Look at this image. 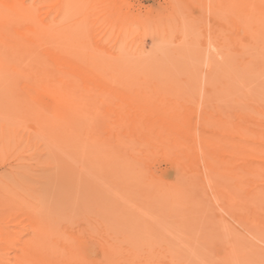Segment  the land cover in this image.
I'll use <instances>...</instances> for the list:
<instances>
[{
  "label": "rangeland",
  "instance_id": "obj_1",
  "mask_svg": "<svg viewBox=\"0 0 264 264\" xmlns=\"http://www.w3.org/2000/svg\"><path fill=\"white\" fill-rule=\"evenodd\" d=\"M100 1L102 3V1L104 0H100ZM100 1L98 0L97 2H95V5L92 4V6L86 4L87 1H82L80 3V34H81L80 37L81 36L83 37V39L82 37L80 38V47H81L80 51L83 50L85 54L92 52L90 54H93V56L95 55L97 56L98 54L100 56L102 55L103 57H100L98 55L95 58L97 59L100 57L99 59H102L104 64L103 68L105 69L108 60H110L107 59L109 55L108 52L111 50L115 51V48L111 49L114 47V45H108L107 44L108 41L109 44H114L116 40H118L115 43L116 44L115 47H117L118 45H119L118 47L120 46L122 47V44L119 41H122L123 38L122 41L123 44H127L126 47L125 46L123 47L126 48L127 52L125 51L124 53L123 51L124 54L120 55V53L122 52V51L120 52V50L122 49L121 48L120 50L116 49V51L117 52L119 51L118 52L119 56H124L123 57L124 62L122 61V59H120V57H119L120 59L119 62L124 64L125 61H127V65L123 67V69L125 67H127V69L121 71L120 76H122V78H119V80L123 79V81L125 82L126 80L128 81L129 77L131 76L129 79L130 82L132 80L133 84L136 83L135 84L136 86L134 85V87L138 88L137 85H139V87H141L139 89V92L142 89L143 91H145L146 94L144 93L145 97L142 96V98L140 97V95H143L141 94V92L139 96H135L136 93L138 92L137 91L138 89L134 88L133 86L127 85L124 87H120V90H122V99L125 97L124 95L126 92L128 95V90L131 87L133 89L132 90L133 97L141 98V99L139 98L136 99L138 101L139 100L142 101L145 98L148 99L147 97L149 96L150 101L153 100L154 103H160L163 102L161 97L164 94L165 95L163 96V100L166 99L167 93L168 96L174 95L173 97L175 100L172 99V97L170 98L171 100L167 98L169 102L167 103L168 101L167 100L165 101V103H162L164 104L162 105L164 108L163 107L162 108L163 110H165L166 108L169 107V105H172V108H175L174 113L176 114L172 113L173 112L172 108H171L172 112L166 111V110H170L168 108L165 110V112L160 111L161 114L166 113V115L162 114L160 118V112H159V114H157L156 116L158 117V122L160 121L162 122L161 120L162 117L163 116L166 117L167 115L169 117L171 115L170 118L173 117L172 118L173 120L175 119V117H177L176 119L177 121L179 120L178 116L180 112L182 113L181 118L180 116L179 118L182 120L184 118L186 124L184 123L185 126H183L182 124L184 121H180V120H179L180 123L179 122L178 123L179 124L182 123L181 125L183 127H186L190 131H194L195 134L197 133L195 136H197L198 139L196 138L197 144H195V151L193 152L194 155L189 154L190 155L189 157V155H187L188 153L186 154V151L184 150L185 154H181L180 156V152H182L183 150L182 149L176 150V148H178V145L177 144L173 145L172 143L170 144L171 138L169 139V141L163 138L165 140L164 142L163 139H161L162 138L161 135H159V137L158 136H157L158 138L155 137L154 140L153 138V136L155 135L154 131L149 130L145 132L142 129V126L139 127L140 129H137L139 130L138 132L136 131L137 127L135 129H132L136 133L134 134V132L131 130V128H134V124L132 122L133 120L136 119L135 117L138 113L133 114L135 116L133 117L131 113H129L128 115V113L123 112V114L126 113L127 123L129 125L132 123L130 129L128 128L129 125L125 122V120L124 121H122L123 119L120 120V117L123 114L119 115L120 117H115L118 120L115 121V119L113 118L114 116H117L119 113L118 114L115 113L114 115L113 114L114 111H109V109L111 105L114 106L117 103L116 100L118 101L120 99H118L116 96L113 95L114 94L113 88H116V86L108 84L109 83L108 78H107L108 80H106V82L108 83L104 84L105 87L102 84H100L98 86H95L94 88L95 90L93 88L86 89L83 86V84L80 83V125H83L80 126V139L74 138L75 133L73 132L71 133L70 131L65 130L66 117L61 118L60 106L59 104L56 105L57 107L54 105L56 104V101L52 95L50 96V94L48 93V95L51 97L50 98L44 92V90H41L39 88L36 89L34 85L32 86H34L35 88L34 87L32 88L30 83H28L25 80L18 82V87H16L18 88L17 90L14 89L13 86H9V85L7 86L5 82L0 80V186H1L0 191L2 192V194L0 195L2 196V200L0 203V214L3 217H5L6 220L11 219L12 216H17L20 220L23 221L24 224L27 225V226L24 225L26 228L23 225H20L22 226L23 229L19 225L16 226L19 229L18 228L15 229L13 227L14 229L11 228L13 230L10 229L8 233L11 236H13L14 234L17 235L16 231L18 229L19 231L24 232V233L21 232L23 234L20 233L21 236L23 235V237H21L20 235L18 237L16 236L14 237H16V239H18L19 242L21 240H22L21 242L26 241L25 239L26 237L28 240V237L30 236L32 237L33 235V234L32 235L29 234V232L31 233L33 231L31 230V227L29 228L28 226L29 223L32 221L28 219V216L29 217L33 216L32 219L39 217L37 218V220L42 222L43 226L48 225L49 227L53 228L54 234L58 232L55 235L58 236L61 235V237H59L60 239H58L59 247L61 245H65L68 247V250H70V251L67 250V252L63 254L64 258L68 255L72 257L77 256L76 259H79L80 261H84L89 264H97V263L110 264L113 263L112 261L114 259L115 261L116 259L118 261L120 259L125 261L124 259L127 260L128 258V256L126 255L130 254L131 252L135 253V251L136 254L137 252L139 254L137 255V257L138 256L141 257V259L135 258L134 262L136 264L138 263L145 264V262H147L146 264H152V263L153 264L156 263L158 264H264V238H263L264 236L254 237V235L252 234L249 235L247 230L246 229H245L246 231L244 230V227L242 225V217L239 216L240 215L239 211L237 210L235 212L237 208H235L234 207L235 205L232 204V202H230L231 201L229 199L230 194L226 193L227 195L229 194L227 196L225 194L226 192L225 190H222L220 193V191H214L213 189H212L213 191H211L210 188L212 184L214 185L218 183L217 185L219 186H221L222 184H223L222 186H226L228 185V183L233 182V179L230 178L232 176L228 177L226 175L227 173L224 172L226 171L230 172V170H232V172L235 170L237 171L241 170L242 168L241 166H243V164L241 163L243 161H245L248 164L249 162L252 163L254 159L256 161V158H254L253 156H248V158L250 157V159L252 157L254 158L251 159L253 160L252 162L250 159H247V157H245L246 159L244 158V160L243 158L236 159V157L238 156L234 157L233 159L232 153L236 155V153L240 152L237 155H239V157H242L239 148L242 145L243 140H241L238 134L237 136L239 138H237L235 132H233L234 135H231L233 134L232 132L227 134V132L224 131V134H227L226 135L227 137L230 135V138L225 137L226 138L225 142L221 138H224L225 136L222 135L224 128L225 130L227 129V131H230L231 128L234 129V127L236 128L237 126H239V124L240 125L243 124L241 123L243 121L244 124H247L246 121L248 120H249L248 121L249 125L250 124L254 125L253 127L248 126L249 128L247 127L248 124L245 125L246 130L248 129L247 130L248 132H250L251 130V133L252 132L255 133V131L256 133H258L264 130L263 128L264 122L262 121V119H264L263 118L264 116L257 114L251 115L254 114L255 112L247 107L249 99H253V100L259 99L258 100L259 102H261L262 100V103H264L263 102L264 101V67H262L264 66L263 65L264 52H262V49L264 51V45H263L264 38L263 40H259L260 41L259 44L261 48L263 47L262 49H259L260 46H258L259 48L257 50H260V52L256 51L257 45L259 44L257 45L250 44L249 47L251 46L250 47L251 50L247 52L245 48V50L243 51L242 62L244 64V60L245 62L247 61V68L249 67V69L247 70L250 71L252 70L251 72H253V70L257 67V71L256 69L254 71L255 73L248 72L249 74H246L244 76L246 70V67H244L245 65L240 68L239 65L233 62L234 69H232L231 67H233L232 66L233 64L231 63L232 65L230 66L229 64L230 62H228L229 61L228 59L234 56H230L226 60V55H228V52L229 54L232 55L233 51L232 52L229 51L230 49H232L231 48L232 44H230L231 46H229L230 48L229 50L226 48L225 52L227 53L223 52L226 55H223V53H221L225 48V46L222 47L224 44L221 45L219 44L220 42L219 43L217 42L216 45H220L217 46L218 48H216L214 45L217 40L221 41L223 36L225 38L224 32L225 30H227L228 32L229 31L228 28L233 27L234 28L232 30L233 32L230 29L231 33L230 32L228 33L232 34L235 40L238 39L237 41H242V42L245 41V40L243 41V38L246 39L247 37L248 39V35L247 36L245 35L249 31L246 32V28H244L245 29L244 30L242 29V26L235 24L234 22L231 21L230 23L227 22L225 18H220V17L218 18L216 13H219L221 11H216L215 13V10L213 9L215 5H217L215 6V9H217L216 7L220 9V6L216 2H214V0L212 2L211 0H193V1L192 0L191 1L190 0H109V2L113 4V7L109 8V10L104 9L103 12L101 11L103 9L101 6L104 5L103 3L101 5ZM174 1L175 2L177 1L178 3L176 2L177 3L176 4ZM194 1L197 4L198 1L200 3L202 1L203 5L202 3L201 4L199 3L201 7L200 10L197 7L199 4L198 5L195 4ZM91 2L94 1L92 0ZM209 2L211 3L208 4ZM96 3H98V5ZM105 3L106 2H104V4ZM186 4L189 5V7ZM87 6H91V7L88 8ZM210 6H212L211 9ZM198 10L201 12H199ZM175 11L176 13H173ZM123 14L127 16L125 18V21L126 20L129 21V24H126L128 23L126 21L125 25L123 24L121 26V28L123 29L125 28V31H122L124 35H121V40H119L120 38H118V35L115 38L112 36V34L114 32L116 34L115 30L117 27L119 28V26L117 25L118 24L117 20L119 19L118 16L120 15V17L124 19L125 16L122 17ZM171 15H173L174 17H171ZM214 15L216 17L215 19H214ZM116 17L118 18L117 20H115L117 23H115L116 27L114 29H113V24L111 26L108 23L104 24V22H110L111 19L113 20ZM217 18L219 24L222 25V22L225 21V23H227L226 26H224L225 25L224 22H223V26L216 25L217 21L215 20H217ZM172 19H175V21H171ZM212 19L214 20L212 21ZM219 19H221L222 21L221 20L219 21ZM66 21L63 23V27H64L63 30L67 28L66 30H64L65 32L73 31L72 28H75L74 26L75 24L73 25L74 27H72L73 22L70 25L69 22L71 21L70 20H66ZM180 21L181 23L179 27ZM65 23L68 25V27L66 26ZM103 24L107 26H103ZM156 24H160V25H156ZM109 27H111L113 31ZM107 28H109L110 30L109 29L107 30ZM85 29L86 30L89 29V30L86 31ZM243 30L245 33H241L243 32ZM263 32L262 35L259 34V36L263 37ZM212 34H214L216 38L217 35L220 34L218 35L219 39H215L214 35L212 36ZM220 36H222V38ZM236 36L239 37L237 38ZM241 36L244 37L242 38ZM210 38L212 39V41ZM109 39L111 40L114 39L115 42L112 41L114 42L112 43L110 42ZM222 41L224 42L225 39H223ZM261 41L263 42L261 43ZM100 42L101 44H99ZM95 43L98 44L97 46H99V49L98 47L96 49ZM105 47H107L108 49L110 48V50L107 52L108 49ZM220 47L221 49H219ZM249 47H247L248 48L247 50H249ZM251 51L253 52V54L255 52L258 54L261 53L260 55L262 56L258 58V61H255V59H257L255 58V56L258 54L256 55L250 54ZM134 53L136 54L134 55ZM85 54H83L81 51V55L83 57ZM90 54L87 56L85 55V57L91 59L93 56ZM249 54L252 55V57L254 56L253 57L254 61L246 60L248 59L247 57L250 56ZM92 60H94V57L92 58ZM248 62L249 63L251 62L250 63L251 65H249ZM255 62L256 63L260 62L259 65L262 64L261 67L259 68V65L257 64L258 65L257 66ZM254 64L255 66H253ZM250 66H253L254 69L253 67L251 68ZM237 67L243 70H240L238 68L239 70L237 69L238 70L237 71L236 70ZM101 68L102 67H100V69ZM140 68L143 69L144 71L143 73L139 71L137 73V70ZM258 68L260 70H258ZM134 69L137 70L135 71ZM235 70L237 71V75L236 74L234 75ZM125 71H127L128 73H126ZM132 71L135 72L132 73ZM232 71H234V73H232ZM135 73L140 75H135ZM231 73L232 75H234V78L236 79L238 78L239 81L232 78ZM135 77L139 79V81L141 79L142 80L139 82ZM222 83L225 84L222 85ZM27 84H29V86ZM144 86H146V90H144L145 88ZM111 87L112 89H110ZM168 87H170V89H168ZM97 89L99 90L105 89L107 92L110 91L109 94L106 93L107 96L111 94L113 96L112 98L114 97L116 98L114 100L112 98L110 99V97L107 98L106 94L104 93L105 95L104 94L103 95L106 97L105 99L103 97L104 99L103 100L102 96H100V94H102V90L101 93L98 94L100 91L98 92ZM38 90H41L42 92ZM105 90L103 91L105 92ZM185 92L190 94V96L185 94ZM151 94H153L155 100L158 101L155 102V100L153 99L154 97ZM150 95L152 96V98ZM96 96H98L99 98L97 97L95 99ZM51 99L54 101H52ZM98 99H101L102 102L101 100ZM107 99H109L110 101L112 100L111 105H107L108 107L105 106V104H107ZM184 100L188 101L186 102L187 104L184 102ZM190 100H192L193 102L191 103ZM194 100H196L195 103ZM96 101L98 102L100 101L102 105L100 104L98 105ZM212 102H214L215 105H213ZM178 103L180 106L181 105L182 106L181 107L178 106ZM166 104H169L168 107ZM196 104L197 105L199 104L198 106H200L201 108L197 106L198 111L192 115H189L188 113L187 116V111L191 109L193 106L196 107L195 106ZM190 106L191 108H189ZM210 106H212V112ZM242 106H243V110H242ZM177 107L181 109L180 112L178 111ZM184 107L187 110L185 109L184 111L183 109ZM205 107H207L209 110ZM200 109H202V111ZM203 109L207 110V113L204 112L203 114L204 116H202V113H200L205 111ZM238 110H241L242 112L239 113ZM107 111H109L113 115L109 114ZM217 111L221 113V114L218 113L219 117L217 116L218 114H216ZM243 111L245 112L248 111V112L245 113ZM208 112L210 113L208 114ZM213 113L214 115L215 114L216 115L215 116L212 115ZM247 113H250L251 117L248 116ZM205 114L211 117L209 118V116L207 117L205 116ZM131 115H132L131 117L132 121L130 119ZM127 116L129 117V122ZM252 116H256L258 119H260L261 130L258 129L259 126H257L260 123L259 120H257L256 117L255 118L253 117L254 119H252ZM258 116H260V118ZM57 117L60 120L57 119ZM214 117L216 119L219 118L218 121L215 120ZM247 117H249V119ZM170 118H168L169 120L167 119L165 120V118H163L168 123L165 125H169V121H170V125L171 123L173 124V122H171L172 119ZM211 118L213 119L211 120ZM244 118L245 120H243ZM112 119L113 121L116 122L117 125H115L114 124L115 122L113 121H112L113 126L111 125L110 121ZM206 119L209 122L210 120L215 121L212 123L210 122L211 124L207 122L208 124L207 127L209 129H207L206 124L204 125V123H206L205 122ZM227 119H229L230 121ZM232 119H233L232 122L233 126L230 123ZM251 119L253 121H251ZM237 120H240V122ZM254 120L257 121L256 123L253 124L252 122H255ZM236 122L237 123L239 122L238 125ZM174 123L175 125H179L177 122ZM200 123H202V125ZM221 123L222 125L220 126ZM228 123L230 124L228 125ZM103 124H105L104 127H107L106 130L107 133L110 130V128H112V131L110 130V132H112L111 134L116 135L119 133L118 134L119 137L118 135H116L117 137H115L114 135L113 138L112 137L113 135H109L110 133L107 134L105 131L106 128L105 129L102 128ZM118 125H120L119 126L120 128H123L122 126H124L125 127L123 128L124 130L123 129L120 130L118 128ZM197 125H199L202 131L199 130V128H197ZM210 125H211V131L209 127ZM255 125L257 126L256 129L254 128L256 127ZM126 127H127V131L125 133L123 131H125ZM217 127H218V132H217ZM252 128L255 131H252L253 130ZM113 129L115 132H113ZM191 129H196L197 131ZM215 130L218 134H213ZM121 132L126 135L123 134L122 136ZM199 133L201 134L204 133V135L203 134L201 135ZM209 133L211 134L212 138L210 137ZM134 135L136 137L139 136L140 141L141 140L144 142L146 141V143H144L145 147L143 146L144 149L146 148V151H144V149L142 148L143 142L141 143L139 141V137H137V139L134 138ZM218 135H222V136H218ZM178 136L180 139L177 140L176 142L182 141L181 140L182 135L181 137L180 135ZM202 138L205 141L208 140V142H202L203 141ZM217 139H219L220 141ZM234 139H235V144H234ZM209 140L211 141L209 142ZM212 140H214V143L212 142ZM236 140H239L240 143H238L239 141L237 142ZM200 141L202 143L201 146L199 145ZM228 141L229 144L230 143L232 144L229 145L227 143ZM159 142L162 144L166 143L163 150H165L167 144L168 146H170V148L173 146L175 147L176 145L177 147L172 149L166 148L167 151L166 150L162 151L164 155H168L164 157L162 156L163 154H161V151H159L160 148L162 147L161 146L162 144L160 145ZM247 142L249 141H245V143ZM208 143H211L212 145L210 144L208 145ZM215 143H217L216 144L217 146L215 145ZM250 143L251 142H249L248 144ZM233 144L237 145V147L239 148L237 147L235 148ZM196 145L197 146L199 145L198 148L196 147ZM221 145L226 146L223 147V149L226 148L225 152L222 148H220ZM227 146L229 147L227 148ZM154 147L156 148L157 151L154 150ZM213 147L215 148L214 151H213ZM231 147L232 149H229ZM210 148L212 150V151L210 150L211 154L208 151H205L207 149L209 150ZM234 148L239 150H235ZM174 150H176L177 152ZM202 150L204 152H202ZM227 150L228 151L230 150V152H227ZM232 150H235L237 152L235 151L232 152ZM172 151L177 153V155L174 153V156L176 155L175 157H178L177 159H180L179 156L181 157L182 163L180 161H176L177 159H175V157L172 156L171 153ZM218 151L219 152L221 151L219 154L222 155L223 158H220L222 156L217 155ZM158 152H160V154H156ZM198 152H200V155L197 154ZM150 153L151 155L153 154L154 156L150 157ZM169 153L171 154V156ZM208 153L209 155H213L214 153V155L218 157L216 159L218 160L216 161V163L217 162L219 163L221 159H225V160H222L220 165L218 163L217 165L214 164V166H217L214 167L213 161L215 160V158L214 160L212 158L214 155L212 157L208 155L209 156L208 163L212 162V165L210 164L211 168H213L212 170L209 167V165H207L208 164L207 161H205V158L207 156H204V154H208ZM224 154L226 157H224ZM228 154L229 156H227ZM201 155L203 156V159L206 163L202 161L203 160L202 158L200 160L199 156ZM171 157H173L172 159L174 160H172ZM196 157L199 158V161ZM210 157L212 158V160H210ZM186 158H188V160L190 159L191 161H188L186 163L185 162L187 160ZM183 159H185L184 162ZM230 159H233V161L232 160H231L232 162L229 161ZM234 160L237 163H235ZM227 161H229V163ZM255 161L254 163H256ZM189 162H192L190 164L191 166H188ZM178 163L179 165L181 164L180 166L182 168L181 172L183 170L181 176L182 178L179 176L181 174V173L179 174L180 168H177V170L179 171L177 172L175 171L176 168L175 164L178 165ZM233 163L234 165H232ZM237 164L240 166L238 167ZM184 166L189 167V170L190 167H192L191 168L192 171L194 173L196 172L195 175L194 174L191 176L188 175V174H192V171L190 173H188L189 170L184 171L186 169ZM225 166H229V167H226L225 169ZM223 167L225 170L223 169ZM193 168L198 170L195 171L193 170ZM206 168L209 169L208 170L209 172L206 170ZM221 168H222L221 171L218 170ZM197 172H199L198 175ZM232 172H230V174L228 173V175H231ZM211 173L216 176L218 174L219 175L217 177L215 176V178L214 177L211 178L212 180L210 181V178L208 180V177H210ZM183 176H185V178ZM196 176L198 177V180ZM225 177L228 178L229 181L225 179ZM179 178L181 179L184 178L185 184L188 185L186 186L185 184H181L183 183L182 182L183 180L179 181ZM187 180L189 182H187ZM220 181H222L223 183ZM224 181L227 182L226 185L224 184L225 183ZM206 183L211 185L208 186V184L206 185ZM202 184L206 185L208 189H206L205 186L203 187ZM198 186L201 189L197 190V188H199ZM248 190H251V187H249ZM19 195H21V197ZM222 196L224 197L227 196L226 197L227 199H225ZM4 197L6 198L5 200ZM8 198L10 199V201ZM13 198H15L16 200ZM224 200H226L227 202H225ZM6 201H7L6 204L8 205L5 204ZM25 201H26V205L24 203ZM222 203L224 204L222 205ZM30 204L31 206H29ZM220 205L226 207L225 208L220 207ZM1 206L2 208L6 207L4 211L2 210ZM222 208H224L225 210L227 208V211H225ZM27 210L29 212H27ZM231 211L233 213H230ZM11 212L13 214H11ZM47 212H49V214ZM6 213L7 214L10 213V215L8 214L6 216L5 215ZM46 213L47 215H45ZM52 216L55 217L57 216V217L55 219L54 217L52 218ZM5 218H2V220H5ZM49 219L52 220V222L49 221ZM100 224L103 225V227H101ZM89 227H92L94 231L91 228L88 229ZM100 227L102 228V230H104L103 232L107 234L101 235L102 230ZM54 228L56 229V232ZM59 230L60 232L62 231L63 232L60 233ZM87 231H88V236L86 235ZM75 233L77 234L79 233L78 234L79 236ZM105 235L106 237L104 239H106L107 241L103 239ZM75 236H77L78 238ZM86 237L88 238L90 237L91 239L90 238L88 239ZM108 237L109 238L112 237V238L109 239ZM121 237L123 239H121ZM113 238H115V240H113ZM71 239L72 241L69 242V240ZM101 239L106 242L102 243ZM65 240L68 241L65 242ZM73 240L76 241V243L73 242ZM84 241L85 243H87V245L84 243ZM88 242H91L90 245L88 244ZM135 242L136 244H139L141 242L142 246L141 244H139L141 248L138 247V245H135ZM42 243L44 245H42ZM73 243H74V248H72L73 249L72 250L70 244L72 246ZM99 243H101V245ZM107 243L109 244V246L111 245V248L109 247L110 250L108 249V246H106L108 245ZM145 243L146 244L148 243L151 246L154 245V247L152 248L150 246L146 247ZM127 244L129 247L126 246ZM48 245L50 248L54 247V244H52V242L49 243L41 242V246L40 245L39 246L41 249H45V248H49L47 247ZM112 245L116 248H114ZM99 246L106 247V249L101 248ZM98 247L101 249L99 250ZM112 247L114 249H112ZM157 247H159L160 250ZM117 248L120 249L117 251L121 252L120 253L121 256L123 255L122 258H120L119 256L120 254L119 255L116 254L117 256L115 255L117 251L115 252L114 250ZM126 249H129L128 253ZM148 249H152V251ZM74 250H76V253ZM17 251L19 250L13 248L5 250V255H7L6 256L7 259L12 261V262L8 261V264L9 263L16 264L14 262V258L16 256L15 254L18 253ZM72 251L74 252L72 253ZM108 251H110V253ZM112 252L115 253L113 255H110ZM124 252L126 255H124ZM100 257H104L105 259L108 260L106 261L104 260V258L102 259ZM156 258H158V260ZM127 262L128 263H126V261L124 263L121 262L120 264H130L128 260Z\"/></svg>",
  "mask_w": 264,
  "mask_h": 264
},
{
  "label": "bare ground",
  "instance_id": "obj_2",
  "mask_svg": "<svg viewBox=\"0 0 264 264\" xmlns=\"http://www.w3.org/2000/svg\"><path fill=\"white\" fill-rule=\"evenodd\" d=\"M82 1H87L86 2V4H88V5H91L92 6V4H94L95 5V2H97L98 0H93L94 2H91L90 0L88 1V0H0V80H2L3 82H5L6 83V85L8 86H13V88L14 89H18V88H16V87H18V82H20V81H22V80H25V81H27L28 83H30V85H31V87L33 88L34 86L36 87V89L37 88H39V89H41V90H44V92L48 95V93L50 94V96L52 95L54 98H55V101H56V104H54L55 106L57 105V104H59V106H60V116H61V118L62 117H66L65 118V120H66V125H65V130L66 131H70L71 133L73 132V133H75L74 134V138H79L80 139V126H83V125H80V83L81 84H83V86L87 89V88H95V86H98V85H100V84H102L104 87H105V85L104 84H106V83H108V84H110V85H115L116 86V88H113L114 90V96H116L118 99H120V100H116V104L114 105L113 103V105L114 106H112L111 105V101L109 100V99H107V104H105V106L106 107H108L107 105H111V107H110V109H109V111H114V115H115V113L116 114H118L117 116H114V118L113 119H115V121L117 120L115 117H120L119 115H122L123 114V112H126V113H128V115H129V113H131L132 115L133 114H135V113H138L137 115H136V117L133 115V117H135L136 119V121L135 120H133V124H134V128H131V130L132 129H135L136 127V131L138 132L139 130H137V129H140L139 127L140 126H142V129L145 131V132H147V131H149V130H151V131H154V134L156 135H154L153 136V138H154V140H155V137H159V135H161V139H163V138H165V140H167V141H169V139L171 138V140H170V144L172 143L173 145L174 144H177L178 145V148H176L177 147V145L174 147H171L170 148V146H168V144H167V147L166 148H170V149H172V148H176V150H178V149H182L183 151L185 150L186 151V154L187 155H189V154H193L194 155V151H195V144H197L196 143V140L198 139L197 138V136H195L196 134L194 133V131H190V130H188L186 127H183V126H185L184 125V123H185V120H184V118H183V120L182 119H180L181 118V109L179 108V107H177L178 108V111L180 112V114H179V112H178V114H179V116H180V118H179V116H178V119L180 120V121H184L183 122V126L181 125V124H179L180 122H179V120H177L176 121V119H177V117H175V121L172 119V118H170L171 117V115H170V117L168 116H163L162 117V122L160 121V122H158V117L156 116L157 114H159V112L161 111H163V112H165V110L166 109H170V110H166V111H171L172 112V110H173V112L172 113H174V109L175 108H172V105H169V104H166L167 105V107H168V105H169V107L168 108H166L165 110H163V106L162 105H164V104H162V103H165V101H167L168 99L167 98H171L172 97V99H174V95H173V93H172V95L173 96H171V95H169L168 96V93H167V97H166V99H164L163 100V96L165 95H163L161 98H162V101L163 102H160V103H154V101L152 102V101H150L149 100V96L147 97L148 99H143L142 101L141 100H136V99H138L139 97H136V98H134L133 97V93H132V87L131 88H129V90H128V95H127V92L125 93V97L122 99V90H120V87H124V86H133L134 87V85L136 84V83H132V80H131V82H130V77H129V79L128 78H126V79H128V81H129V83H128V81L126 80L125 82L123 81V79H120L119 80V78H122V76H120L121 74V71H123V70H125V69H127V67H125L124 69H123V67L124 66H126L127 65V61H125V63L124 64H122L121 62H119L120 61V59H122V61H123V57L124 56H119V51L117 52L116 51V49H119L120 50V48L122 49V50H120V55H122V54H124L125 53V51L127 52V50H126V45L127 44H123V38H122V41H119L121 44H122V47L120 46V47H115L116 46V42L118 41V40H116V42H115V40L114 39H109L110 40V42H112V41H114V42H112V43H114V44H109V41H108V45H114V47L113 48H111V49H114L115 48V51L114 50H111V51H109L110 50V48L108 49L107 47H105V48H107L106 50H107V52H108V58L107 59H110V60H108V62H107V66H106V68L104 69L103 68V61H102V59H99L100 57H103L102 55L100 56L99 54V58H95V57H97L96 55L95 56H93V54H90V53H92V52H90V53H88L87 51V53L88 54H85L84 52H83V50H81L82 51V53L83 54H85L86 56L87 55H92L93 57H94V60H92V58L90 59V58H86L85 57V55H84V57L81 55V51H80V38L82 37H80V3L82 2ZM100 1V0H99ZM191 1V0H190ZM193 1V0H192ZM213 0H211V2H212ZM89 2H90V4H89ZM104 2H106L105 4H104ZM175 2V1H174ZM177 2V1H176ZM175 2V3H176ZM211 2H209L208 4H210ZM214 2H216L219 6H220V9L218 8V7H216L217 9H215V6H217V5H215L214 6V9L213 10H215V13H216V11H221V12H219V13H216L217 14V16H218V18L220 17V18H225L226 20H227V22H229L230 23V21L231 22H234L235 24H238V25H240V26H242V29H244V28H246V32L247 31H249L250 32V34H249V32H247L246 33V35L245 34H243V35H245V36H247L248 35V39H247V37H246V39L245 38H243L242 36V38H243V41L244 42H242V41H237L238 39H236L235 40V38H233L234 36H232V34H229L228 32H230L231 33V31L234 29L233 27H231V28H228V32H227V30H225V32H224V35H225V38H224V36H223V38H222V36H220L221 38V41L220 40H214V41H216V43H215V47L216 48H218L217 46H220V45H216L217 44V42L219 43V44H221V45H223L222 47H224L225 46V48L223 49V51L221 52V53H227V52H225L226 51V48L229 50L230 48H229V46H231L230 44H232V46H231V48L232 49H230L229 51L230 52H234V54H233V52H232V55L231 54H229V52H228V55H226V54H224L223 53V55H226V60L228 59V57H230V56H234V57H230L228 60V62H230L229 64H230V66L233 64V62L235 63V64H237V65H239L240 66V68L241 67H243L244 65V67H246V70H245V74H244V76L246 75V74H249L251 71L250 70H247V69H249V67L247 68V61L245 62V60H244V64H243V62H242V59H243V51L245 50V48H246V51L248 52V51H250L251 49H250V47H249V45L250 44H252V45H257V44H259L260 43V41L259 40H263V38H264V0H214ZM100 3H101V1H100ZM99 3V4H100ZM102 3H103V5L104 6H101L103 9L101 10L102 12L104 11V9L105 10H109V8H112L113 7V4L111 3V2H109V0L107 1V0H104V1H102ZM102 3H101V5H102ZM178 3V2H177ZM176 3V4H177ZM194 3H195V1H194ZM200 2L198 1V4H199ZM201 3H202V1H201ZM200 3V4H201ZM97 5H98V3H96ZM195 4H197V3H195ZM197 4V5H198ZM200 4L197 6L198 7V9L200 10L201 9V7H200ZM173 5V4H172ZM187 5V4H186ZM202 5H203V3H202ZM205 5H206V3H205ZM204 5V6H205ZM91 6H87L88 8H90ZM116 6V5H115ZM174 6H176V5H174ZM178 6V5H177ZM188 7H189V5H187ZM186 6V7H187ZM100 7V8H101ZM200 7V8H199ZM211 7L212 6H210V9H211ZM174 8V7H173ZM173 8H172V10H173ZM180 8V7H179ZM184 8V7H183ZM186 9V8H185ZM184 9V10H185ZM175 10V9H174ZM198 10V11H199ZM206 11H208V10H206ZM205 11V12H206ZM210 11V10H209ZM181 12V11H180ZM199 12H201V11H199ZM105 13H107V12H105ZM173 13H176V11L175 12H173ZM201 14V13H200ZM208 14V13H207ZM206 14V15H207ZM215 14V15H216ZM105 15H107V14H105ZM177 15V14H176ZM213 15V14H212ZM215 15H214V19L216 18L215 17ZM115 16V15H114ZM114 16H113V18H114ZM122 16V15H121ZM125 16V17H124ZM107 17V16H106ZM119 17V19L117 20V18ZM118 17H116L115 19H111L110 20V18H109V20H110V22H104V24H106V23H108V24H110V26L113 24V29L116 27L115 25V23H117L118 22V26H119V28L117 27L116 28V34H115V32L112 34V36L113 37H115L116 38V36L118 35V38H120L119 40H121V35H124V33L122 32V31H125V28L123 29V28H121V26L124 24L125 25V22L127 21H125V18L127 17L125 14H123V16L122 17H124V19L123 18H121L120 17V15L118 16ZM130 17V16H129ZM128 17V18H129ZM138 17V16H137ZM169 17V16H168ZM171 17H174L173 15H171ZM171 17H170V19H171ZM185 17V16H184ZM200 17V16H199ZM213 17V16H212ZM144 18H146V17H144ZM176 18H177V16H176ZM218 18H217V20H215V21H217V24L216 25H221V24H219V22H218ZM192 19V18H191ZM201 19V18H200ZM214 19H212V21L214 20ZM66 20H70L71 22H69L70 23V25L72 24V22H73V24H72V27H74L75 26V28H72L73 29V31H71V32H68V31H64V30H66V29H64L63 30V23L66 21ZM115 20H117V22L115 21ZM129 20V19H128ZM168 20V19H167ZM178 20V19H177ZM180 20V19H179ZM199 20V19H198ZM197 20V21H198ZM221 19H219V21H220ZM235 20V21H234ZM156 21V20H155ZM169 21V20H168ZM171 21H175V19H172ZM222 21V20H221ZM67 22V21H66ZM128 23H126V24H129V21H127ZM224 22V26H226V24L227 23H225V21H223ZM223 22H222V25L221 26H223ZM68 23V24H69ZM166 23V22H165ZM172 23V22H171ZM177 23V22H176ZM180 23H181V21L179 22V27H180ZM221 23V22H220ZM228 23V24H229ZM66 24V23H65ZM65 24H64V26H65ZM75 24V25H74ZM103 24V26H107V25H104ZM211 24V23H210ZM74 25V26H73ZM156 25H160V24H156ZM168 25V24H167ZM173 25V24H172ZM66 26L68 27V25L66 24ZM102 26V25H101ZM109 26V25H108ZM164 26H165V24H164ZM220 26V27H221ZM239 26V27H240ZM87 27V26H86ZM92 27V26H91ZM127 27V26H126ZM169 27V26H168ZM175 27H177V26H175ZM219 27V26H218ZM88 28V27H87ZM89 28H90V26H89ZM111 30H112V28L111 27H109ZM109 28H107V30L109 29ZM222 28V27H221ZM224 28V27H223ZM69 29H71V28H69ZM92 29V28H91ZM98 29V28H97ZM109 29V30H110ZM230 29H231V31H230ZM241 29V28H240ZM86 30V29H85ZM87 30H89V29H87ZM86 30V31H87ZM118 30V31H117ZM245 30V29H244ZM244 30H243V32H241V33H245L244 32ZM96 31V30H95ZM113 31V30H112ZM240 31V30H239ZM215 32H217V31H215ZM233 32V31H232ZM262 32H263V37L262 36H259V34H261L262 35ZM86 33V32H85ZM91 33V32H90ZM112 33V32H111ZM110 33V34H111ZM217 33H219V32H217ZM87 34H88V32H87ZM216 34V33H215ZM221 34H223V33H221ZM214 34H212V36H213ZM218 35H220V34H218ZM217 35V38L215 37V35H214V37H215V39H219L218 36ZM120 36V37H119ZM237 37V36H236ZM239 37V36H238ZM237 37V38H238ZM85 38V37H84ZM261 38V39H260ZM82 39H83V37H82ZM208 39H209V37H208ZM211 39V38H210ZM223 39H225V41L223 42L222 40ZM96 41H99V40H96ZM211 41H212V39H211ZM247 41V42H246ZM81 42H82V40H81ZM95 42V41H94ZM118 42V43H119ZM209 42V41H208ZM251 42V43H250ZM263 41H261V43H262ZM126 43V42H125ZM212 43V42H211ZM210 43V44H211ZM236 43V44H235ZM253 43H255V44H253ZM264 43V42H263ZM84 44V43H83ZM96 44V43H95ZM99 44H101V42L99 43ZM103 44V43H102ZM120 44V45H121ZM98 44H96V49H97V47H98V49H99V46H97ZM264 45V44H263ZM101 46V45H100ZM123 46H125V47H123ZM206 46V45H205ZM204 46V47H205ZM258 46H260V44L259 45H257V48H256V51H258V52H260V50H257L259 47ZM108 47H110V46H108ZM247 47H249V50H247L248 48ZM252 48H253V46H252ZM263 48V47H262ZM261 48V46H260V48L259 49H262ZM219 49H221V47L219 48ZM255 49V48H254ZM227 50V51H228ZM253 50V49H252ZM123 51H124V53H123ZM106 52V53H107ZM129 52V51H128ZM262 52H264L263 51V49H262ZM138 53V52H137ZM127 54V53H126ZM136 53H134V55H135ZM247 54V53H246ZM250 54H253V52L251 51V53ZM249 54V55H250ZM255 55L256 54H258V53H254ZM253 54V55H254ZM261 53H259L258 55H256V56H258V57H256L255 56V58H257V59H255V61H258V58L259 57H261L262 55H260ZM248 55V54H247ZM246 55V56H247ZM260 55V56H259ZM82 56V57H81ZM263 56H264V54H263ZM110 57V58H109ZM119 57H120V59H119ZM122 57V58H121ZM245 57V56H244ZM252 55H250L249 57H247L248 59H246V60H249V61H254V56L252 57ZM246 58V57H245ZM252 59V60H251ZM232 62H231V61ZM105 61H107V60H105ZM124 62V61H123ZM143 63H145V62H143ZM232 63V64H231ZM246 63V64H245ZM249 63V62H248ZM251 63V62H250ZM249 63V65H251ZM256 63V62H255ZM260 63V62H259ZM259 63H256V65L258 64L259 65ZM262 63V62H261ZM149 65V64H148ZM257 65V66H258ZM262 65V64H261ZM261 65H259V68L261 67ZM264 65V64H263ZM142 66V65H141ZM233 67H231L232 69H234V64L232 65ZM253 66H255V64L253 65ZM253 66H250L251 68L253 67ZM100 67H102L101 69H100ZM143 67V66H142ZM262 67H264V66H262ZM130 68V67H129ZM228 68V67H227ZM230 68V69H231ZM239 67H237L236 68V70L238 69ZM239 68V69H240ZM250 68V69H251ZM258 68V70H260ZM141 69V70H140ZM140 69H136L137 70V73H138V71L139 72H141V73H143L144 71H143V69L142 68H140ZM231 69V70H232ZM238 69V70H239ZM253 69H254V67H253ZM256 69V71H257V67L255 68ZM255 69L253 70V72L255 71ZM102 70V71H101ZM135 70V69H134ZM135 70V71H136ZM230 70V71H231ZM235 70V73H234V71H232V73H234V75L236 74L237 75V71ZM240 70H243V69H240ZM135 71H132V73L133 72H135ZM146 71V70H145ZM247 71V72H246ZM126 73H128L127 71H125ZM249 72V73H248ZM253 72H251V73H253ZM131 73V72H130ZM232 73H231V75H232ZM239 73V72H238ZM242 73V72H241ZM255 73V72H254ZM240 74V73H239ZM239 74H238V76H239ZM123 75H125V74H123ZM135 75H140V74H136L135 73ZM234 75H232V78H234ZM237 76V77H238ZM241 76V75H240ZM124 77V76H123ZM137 77V76H136ZM135 77V78H136ZM231 77V76H230ZM242 77H243V75H242ZM109 80H108V79ZM240 78V77H239ZM132 79V78H131ZM137 79V78H136ZM144 79H146V78H144ZM235 80H238V78L236 79V78H234ZM233 79V80H234ZM106 80H108V82H106ZM138 81H139V79H137ZM142 80V79H141ZM140 80V81H141ZM123 81V82H122ZM139 81V82H140ZM239 81V80H238ZM135 82H137V81H135ZM143 82V81H142ZM142 82H141V84H142ZM130 83H132V84H130ZM146 83H148V82H146ZM164 83V82H163ZM166 83V82H165ZM26 84V83H25ZM140 84V83H139ZM140 84V85H141ZM172 84V83H171ZM223 84H225V83H222V85ZM28 86H29V84H27ZM32 85H34V86H32ZM144 85H146V84H144ZM109 86V85H108ZM136 86V85H135ZM143 86V85H142ZM164 86V85H163ZM34 87V88H35ZM110 87V86H109ZM113 87V86H112ZM112 87L110 88V89H112ZM137 87L138 88H136V87H134V88H136V89H138L136 92V95L135 96H139L140 95V92H141V94H143V95H140V97L142 98V96H144L146 93H145V91H143L142 89V91L140 90V92H139V89L141 88V87H139V85H137ZM145 87V88H144ZM143 88H144V90H146V86H144ZM220 87V86H219ZM173 88V87H172ZM175 88V87H174ZM124 89V88H123ZM154 89H155V87H154ZM156 89H158V88H156ZM168 89H170V87H168ZM35 90V89H34ZM41 90H38V91H41ZM95 90V89H94ZM98 90V94H100L101 93V90H99V89H97ZM103 90H105V89H103ZM102 90V94H100V96H102V99H103V97H104V99H105V97L107 96V94L106 93H110V91H106L105 90V92ZM109 90V89H108ZM149 90H150V88H149ZM165 90V89H164ZM25 91V90H24ZM112 91V90H111ZM178 91V90H177ZM20 92V91H19ZM32 92V91H31ZM42 92V91H41ZM130 92V93H129ZM143 92V93H142ZM171 92H173V91H171ZM180 92V91H179ZM212 92V91H211ZM106 94V96H104L105 94ZM145 93V94H144ZM151 93V92H150ZM176 93H178V92H176ZM97 94V95H98ZM104 94V95H103ZM138 94V95H137ZM156 94V93H155ZM154 94V95H155ZM158 94V93H157ZM174 94H175V92H174ZM185 94H187V95H189L190 96V94H188V93H186L185 92ZM111 95V94H110ZM110 95H108L107 96V98L108 97H110V99L113 97L112 95L110 96ZM149 95V94H148ZM152 96H153V94H151ZM150 95V96H151ZM179 95H180V93H179ZM186 95V96H187ZM49 96V95H48ZM49 96V97H50ZM152 96H151V98H152ZM176 96H177V94H176ZM175 96V97H176ZM183 96V95H182ZM25 97V96H24ZM98 96H96L95 97V99L97 98ZM116 97H114V98H112L113 100L116 98ZM120 97V98H119ZM145 97V96H144ZM154 97V96H153ZM180 97V96H179ZM178 97V98H179ZM51 98V97H50ZM99 98V97H98ZM101 98V97H100ZM141 98H139V99H141ZM158 98V97H157ZM188 98V97H187ZM192 98V97H191ZM190 98V99H191ZM27 99V98H26ZM103 99V100H104ZM154 100H155V97L153 98ZM197 99V98H196ZM199 99V98H198ZM262 99V98H261ZM52 100V99H51ZM98 100H101V99H98ZM171 100V99H170ZM175 100V99H174ZM179 100V99H178ZM182 100V99H181ZM187 100V99H186ZM186 100H184V102L186 103V102H188V101H186ZM259 100V99H258ZM258 100H253V99H249L248 101V104H247V107L250 109V110H253L255 113L254 114H251V115H262V116H264V103H262V100H261V102H259ZM43 101V100H42ZM52 101H54V100H52ZM110 101V102H109ZM119 101H121V102H119ZM156 101H158V100H155V102ZM183 101V100H182ZM195 101L196 100H194V103H195ZM202 101V100H201ZM44 102V101H43ZM97 102V104L99 105H102V103H100V101L98 102V101H96ZM101 102H102V100H101ZM103 102H105V101H103ZM169 102V100L167 101V103ZM173 102V101H172ZM172 102H170V103H172ZM190 102L192 103L193 101L192 100H190ZM254 102V103H253ZM264 102V101H263ZM54 103V102H53ZM182 103V102H181ZM180 103V104H181ZM198 103V102H197ZM213 103V105H215L214 104V102H212ZM183 104V103H182ZM187 104V103H186ZM104 105V104H103ZM184 105V104H183ZM199 105V104H198ZM197 104L195 105L196 107H194L193 105H191V106H193L192 108H191V106L189 107V108H191V109H189L188 111H187V116H188V113H189V115H192V114H195L197 111H198V108H197V106H198ZM243 105V104H242ZM104 106V107H105ZM178 106H180L179 105V103H178ZM182 106V105H181ZM180 106V107H181ZM185 106V105H184ZM189 106V105H188ZM207 106V105H206ZM217 106V105H216ZM53 107V106H52ZM57 107V106H56ZM103 107V106H102ZM105 107V108H106ZM114 107V108H113ZM163 107V108H162ZM198 107H200V106H198ZM208 107V106H207ZM207 107H205V108H207ZM39 108V107H38ZM171 108H172V110H171ZM201 108V107H200ZM210 108H211V112H212V106H210ZM239 108V107H238ZM237 108V109H238ZM107 109V110H108ZM180 109V110H179ZM184 109V111H185V107L183 108ZM208 109V108H207ZM222 109V108H221ZM241 109V108H240ZM58 110V109H57ZM103 110V109H102ZM106 110V109H105ZM105 110H104V112H105ZM187 110V109H186ZM201 111H202V109H200ZM203 110H205V109H203ZM209 110V109H208ZM242 110H243V106H242ZM109 111H107L109 114H112V113H110ZM183 111V112H184ZM239 111V113L240 112H242L241 110H238ZM253 111H251V112H253ZM57 112H59V111H57ZM161 112H160V118H161V115L162 114H165L166 115V113H162L161 114ZM204 112L205 113H207V110H205V111H203V112H200V113H202V116H204L203 114H204ZM221 112V111H220ZM227 112V111H226ZM228 112H230V111H228ZM236 112V111H235ZM243 112H245V111H243ZM246 112H248V111H246ZM245 112V113H246ZM250 112V113H251ZM126 113L125 114H123V115H125V116H121L120 117V120H122V121H124L125 120V122L127 123V118H126ZM168 113V112H167ZM171 113V114H172ZM185 113V112H184ZM210 112H208V114H209ZM219 112L217 111V113L216 114H218ZM250 113H247L248 114V116H250ZM57 114V113H56ZM112 114V115H113ZM174 114H176V113H174ZM215 114V115H216ZM219 114H221V113H219ZM219 114L217 115L218 117H219ZM230 114V113H229ZM243 114V113H242ZM132 115L130 116V119H131V117H132ZM184 115H186V114H184ZM183 115V116H184ZM211 115V114H210ZM212 115H214V113L212 114ZM214 115V116H215ZM236 115V114H235ZM244 115V114H243ZM59 116V117H60ZM159 116V115H158ZM172 116H175V115H172ZM177 116V115H176ZM194 116V115H193ZM205 116H207L206 114H205ZM209 116V115H208ZM207 116V117H208ZM220 116H222V115H220ZM247 116V115H246ZM123 117V118H122ZM128 117V116H127ZM198 117V116H197ZM211 116H209V118H210ZM217 117V118H218ZM251 117V116H250ZM256 117V116H252V119H254V118ZM259 118H260V116H258ZM78 118V119H77ZM163 118H165V120L167 119V120H169L168 118H170V119H172L171 120V122H173V124L171 123V125H170V121H169V125H165V124H168ZM203 118V117H202ZM241 118V117H240ZM248 119H249V117H247ZM264 118V117H263ZM57 119H59L58 117H57ZM113 119L110 121L111 122V125L113 126V122H115V121H113ZM119 119V118H118ZM134 119V118H133ZM213 118H211V120H212ZM214 119L215 120H217L218 121V119H216L215 117H214ZM226 119V118H225ZM231 119V118H230ZM242 119V118H241ZM247 119V120H248ZM251 119V121H253ZM256 119L257 120H259V125H257V126H259V128L258 129H260L261 130V128H260V124H261V121H260V119H258L257 117H256ZM60 120V119H59ZM207 120V119H206ZM205 120V122L206 123H204V125L206 124V127L208 126V124H207V122L208 123H212V122H215L214 120L213 121H211L210 119V122L207 120L206 121ZM224 120V119H223ZM227 120H229V119H227ZM226 120V121H227ZM235 120V119H234ZM243 120H245V118L243 119ZM257 120H254L255 122H252L253 124L254 123H256V121ZM64 121V120H63ZM113 121V122H112ZM118 121V120H117ZM131 121H132V119H131ZM135 121V122H134ZM198 121V120H197ZM197 121H196V123H197ZM221 121V120H220ZM219 121V122H220ZM230 121V120H229ZM237 121H239L240 122V120H237ZM249 121V120H248ZM248 121H246L247 122V124H248ZM250 121V122H251ZM262 121L264 122V119H262ZM128 122H129V117H128ZM174 122H179L178 124L179 125H175V123ZM232 122H233V119H232V121L230 122L231 123V125L233 126V124H232ZM238 122V123H239ZM245 122V123H246ZM118 123V122H117ZM131 123V124H132ZM210 123V124H211ZM230 123H228V125L230 124ZM237 123V122H236ZM238 123H237V125H238ZM241 123H243V124H239V126H237L236 128L234 127V129H232L231 128V130L230 131H227V129L225 130V128H224V130H223V134H222V132H221V134L222 135H225L224 136V138H221V139H223V141L225 142L226 141V138L225 137H227L226 135L228 134V133H233V132H235V135L237 136V134L240 136V138H241V140H243V143H242V145L240 146V148L239 147H237V145H234L235 144V139H234V146H235V148L237 147V148H239L240 149V151H241V156L242 157H239V155H237L238 153H240V152H238V153H236V155L235 154H233L232 153V155H233V159H234V157H236V156H238V157H236V159H238V158H243V160H244V158L245 157H247V159H250V157L248 158V156H253L254 158H256V161H255V159L252 157L251 159H254V161L256 162V163H254V161L253 160H251V162L252 163H250L249 162V164L248 163H246L245 161H243L241 164H243V166H241L242 168H241V170H235V171H233L232 172V170H230V172H232V174L231 175H228V173L230 174V172H224V173H227L226 175L228 176V177H230V176H232V177H230L231 179H233V182H230V183H228V185H226V183L227 182H225L224 184L226 185V186H219V185H217V184H208V183H206V185L208 184V186L209 185H211V191H220V193H221V191L222 190H225L226 192H225V194L226 193H229L230 194V202H232V204H234L235 206V208H237L236 210H235V212L238 210L239 211V213H240V215L239 216H241L242 217V225H243V227H244V230L246 229L247 230V232L249 233V235H254V237L256 236H264V130L262 131V132H258V133H256V131L253 129L252 131H255V133H251V130H250V132H248L247 130H246V127H245V125H247V124H244V121L243 122H241ZM109 124V123H108ZM115 125H117L116 124V122L114 123ZM128 124V123H127ZM131 124L129 125V129H130V127H131ZM186 124V123H185ZM201 125H202V123H200ZM216 124H218V123H216ZM215 124V125H216ZM263 124V123H262ZM104 125L105 124H103L102 125V128H106L105 129V131L107 130V127H104ZM110 125V126H111ZM137 125V126H136ZM222 125V123L220 124V126ZM84 126H85V124H84ZM109 126V127H110ZM120 125H118V128L121 130V129H123V128H125L124 126H122L123 128H120L119 127ZM182 126V127H181ZM220 126H219V129H220ZM231 126V127H232ZM235 126V125H234ZM248 126H254V125H252V124H248L247 125V127ZM256 126V125H255ZM257 126L256 127H254L255 129L257 128ZM262 126V125H261ZM127 127H126V129H125V131H123V132H125L126 133V131H127ZM203 127V126H202ZM205 127V128H206ZM210 127V131H211V125L209 126ZM213 127H215V126H213ZM213 127H212V129H213ZM223 127V126H222ZM229 127V126H228ZM228 127H226V128H228ZM114 128H115V126H114ZM197 128H199V130H201L200 129V127H199V125H197ZM249 128V127H248ZM263 128H264V126H263ZM262 128V129H263ZM118 129V130H119ZM141 129V130H142ZM207 129H209L208 127H207ZM251 129V128H250ZM257 129V130H258ZM110 130L112 131V128H110ZM110 130L108 131V133H110L109 135H113L112 137L114 138V135L115 134H111L112 132H110ZM124 130V129H123ZM140 130V131H141ZM191 130H195V131H197L196 129H191ZM117 131V130H116ZM133 131V130H132ZM202 131V130H201ZM214 131V130H213ZM212 131V132H213ZM224 131L225 132H227V134H224ZM81 132H82V130H81ZM113 132H115L114 131V129H113ZM129 132V131H128ZM127 132V133H128ZM134 132V131H133ZM142 132V131H141ZM204 132V131H203ZM209 132V131H208ZM215 132H216V130H215ZM213 133V134H218L217 132H218V127H217V132L216 133ZM106 133H107V131H106ZM107 133V134H108ZM117 133V132H116ZM122 133V132H121ZM220 133V132H219ZM119 134V133H118ZM118 134H116V135H118ZM123 134L124 133H122L121 135L123 136ZM134 134H136L135 132H134ZM139 134V133H138ZM141 134V133H140ZM199 134H201V133H199ZM203 135H204V133H202ZM201 134V135H202ZM205 134H206V132H205ZM210 134V133H209ZM115 135V137H117ZM124 135H126V134H124ZM178 135H180V137H181V135H182V138H181V140L182 141H178V142H176L177 140H179L180 138H179V136ZM208 135V134H207ZM222 135H218V136H222ZM231 135H234V133L233 134H231ZM118 137H119V135H118ZM137 137H139V136H137ZM137 137L134 135V138H136L137 139ZM146 137H147V135H146ZM157 137V138H158ZM205 137H206V135H205ZM204 137V138H205ZM207 137H209V136H207ZM210 137H211V134H210ZM214 137V136H213ZM216 137V136H215ZM173 138H176V139H173ZM178 138V139H177ZM197 138V139H196ZM212 138V137H211ZM210 138V139H211ZM227 138H230V135L227 137ZM237 138H239L238 136H237ZM236 138V139H237ZM128 139H129V137H128ZM131 139H133V138H131ZM149 139V138H148ZM203 139V138H202ZM215 139V138H214ZM3 140V139H2ZM165 140L163 139V141L165 142ZM172 140H173V142H172ZM217 140H219V139H217ZM229 140V139H228ZM139 141H140V137H139ZM159 141H161V140H159ZM199 141V140H198ZM211 140H209V142H210ZM216 141V140H215ZM220 141V140H219ZM222 141V140H221ZM222 141V142H223ZM237 142L239 141V140H236ZM245 141H249V142H251L250 144H248L249 142H247V143H245ZM143 145H142V148H143V146L145 147V145H144V143H146V141L144 142V141H140ZM202 142H208V140L207 141H205L204 139H203V141ZM212 142L214 143V140H212ZM236 142V143H237ZM151 143H153V142H151ZM150 143V144H151ZM160 143V142H159ZM199 143V142H198ZM219 143V142H218ZM228 144H229V141L227 142ZM238 143H240V141L238 142ZM162 143H160V145H161ZM164 144V143H163ZM161 145L162 147V149L160 148V150L159 151H161V154H163L162 153V151H167V149L165 148V150H163L164 149V147H165V144L164 145ZM201 141H200V146H201ZM212 145L211 143H208V145ZM217 143H215V145H216ZM227 144V145H228ZM230 144H232V143H230ZM229 144V145H230ZM248 144V145H247ZM198 145V146H199ZM206 145V144H205ZM198 146L196 145V147L198 148ZM217 146V145H216ZM218 146H219V144H218ZM233 146V147H234ZM156 147H157V145H156ZM158 147H160V146H158ZM208 147V146H207ZM223 147H226V146H222L221 145V147L220 148H222L223 149ZM229 146H227V148H228ZM234 148V149H235ZM144 149V148H143ZM148 149V148H147ZM158 149V148H157ZM214 147H213V151H214ZM229 149H232V147L231 148H229ZM239 149H235V150H239ZM154 150H156V148L154 147ZM176 150H174V151H176ZM199 150V149H198ZM205 150V149H204ZM210 150H211V148L208 150H205V151H208L210 154H211V152H210ZM218 150H219V148H218ZM224 150V152H225V150H226V148H224L223 149ZM222 150V151H223ZM235 150H232V152H234ZM144 151H146V148L144 149ZM153 151V150H152ZM157 151V150H156ZM174 151H172L171 153H172V156H174V153L177 155V151L176 152H174ZM180 152V151H178V152H180V156H181V154H185V151L184 152ZM212 151V150H211ZM154 152V151H153ZM202 152H204L203 150H202ZM221 152V151H220ZM219 151H218V154L217 155H219V156H222V155H220L219 153H220ZM227 152H230V150L228 151L227 150ZM235 152H237V151H235ZM144 153H146V152H144ZM207 153V152H206ZM209 153L208 154H204V156H207L206 158H205V161H207V163H208V159H209V156H213L214 155V153H213V155H209ZM217 153V152H216ZM223 153V152H222ZM221 153V154H222ZM148 154V153H147ZM156 154H160V152H158V153H156ZM166 154V153H165ZM170 154V153H169ZM179 154V153H178ZM197 154H199L200 155V152H198ZM143 155V154H142ZM175 155V156H176ZM202 155H203V153H202ZM201 155V156H202ZM209 155V156H208ZM144 156H147V155H144ZM154 155L152 154L151 155V153H150V157H153ZM162 156H164V157H166V156H168V155H162ZM170 156H171V154H170ZM169 156V157H170ZM174 156V157H175ZM179 156V158L181 159V157ZM197 156V155H196ZM201 156H199L200 157V160H201V158L203 159V156L201 157ZM216 155H214L212 158H213V160H214V158H215V162L213 161V166H214V164H216L217 165V163H216V161H218V160H216L218 157L216 156ZM227 156H229V154L227 155ZM141 157V156H140ZM186 157V156H185ZM188 157V156H187ZM189 157H190V155H189ZM191 157H193V156H191ZM210 157V160H212V158ZM224 157H226L225 156V154H224ZM142 158H143V156H142ZM173 157H171V159H172ZM178 157H175V159H177ZM184 158V157H183ZM197 158V157H196ZM220 158H223V156L222 157H220ZM180 159H177L176 161H182V159L180 160ZM187 160L185 161V159H183V162L185 161L186 163L188 162V161H191L190 159L188 160V158H186ZM198 159V161H199V158H197ZM233 159H230L229 161H233ZM246 159V158H245ZM145 160V159H144ZM172 160H174V159H172ZM222 160H225V159H221V161ZM147 161V160H146ZM202 161H204V159L202 160ZM201 161V162H202ZM204 161V163H206ZM221 161H219V165L221 164ZM229 161H227L228 163H229ZM231 161V162H232ZM248 161V160H247ZM193 162H194V160H193ZM234 162L235 163H237L235 160H234ZM177 163V162H176ZM182 163V162H181ZM192 162H189L188 164V166H191L190 164H191ZM184 164V163H183ZM200 164V163H199ZM210 164L212 165V162H210V163H208L207 165H209V167L211 168V166H210ZM240 164V163H239ZM206 165V164H205ZM226 165V164H225ZM229 165H231V164H229ZM232 165H234V163L232 164ZM175 166H176V168H175V171L177 172V171H179V170H177V168H180V171H179V176L181 177L182 176V172H183V170H182V172H181V164L179 165V163H178V165H176L175 164ZM185 166H187V165H185ZM184 166V167H185ZM195 166V165H194ZM198 166V165H197ZM204 166V165H203ZM212 166V167H213ZM224 166V165H223ZM237 166L239 167L240 165H238L237 164ZM192 167H193V165H192ZM192 167H190V170H189V167H185L184 169V171H188V173H190L191 171H192ZM201 167H202V164H201ZM207 167V166H206ZM214 167H217V166H214ZM226 167H229V166H225V169H226ZM231 167V166H230ZM194 168H197V167H194ZM193 168V170H198V169H194ZM201 169V168H200ZM212 170H213V168H211ZM215 169V168H214ZM223 169H224V167H223ZM224 169V170H225ZM228 169V168H227ZM234 169V168H233ZM259 169H260V171H259ZM202 170V169H201ZM206 170L208 171L209 169H207L206 168ZM218 170H222V168L221 169H218ZM218 170H216V171H218ZM223 170V171H224ZM222 171V172H223ZM201 172V171H200ZM209 172V171H208ZM207 172V173H208ZM184 173H186V172H184ZM183 173V174H184ZM187 173V174H188ZM196 173V172H195ZM195 173L192 171V174H188V175H195ZM198 173L199 172H197V175H198ZM205 173V172H204ZM206 173V174H207ZM212 173H214V172H212ZM211 173V175H210V177H208V180H209V178H210V181L212 180L211 178H215V176L216 175H214V174H212ZM221 174V173H220ZM219 175V174H218ZM217 175V176H218ZM203 176V175H202ZM216 176V177H217ZM184 178H185V176H183ZM194 177V176H193ZM197 177V176H196ZM175 178V177H174ZM182 178V177H181ZM181 178H179V181H181V180H183L182 182L183 183H181V184H185V179L183 178V179H181ZM195 178V177H194ZM222 178V177H221ZM187 179H190V178H187ZM200 179V178H199ZM225 179H227L228 180V178H226L225 177ZM177 180V179H176ZM193 180V179H192ZM197 180H198V177H197ZM178 181V182H179ZM229 181V180H228ZM177 182V183H178ZM187 182H189L188 180H187ZM208 182V181H207ZM217 182V181H216ZM215 182V183H216ZM220 182H222V181H220ZM205 183V182H204ZM214 183V182H213ZM223 183V182H222ZM186 186L188 185V184H185ZM196 185V184H195ZM194 185V186H195ZM203 185V184H202ZM201 185V186H202ZM206 185H203V187L205 186L206 187ZM1 187V186H0ZM199 187V186H198ZM249 187H251V190H248V188ZM196 188V187H195ZM190 189V188H189ZM199 189H201L200 187L199 188H197V190H199ZM205 189V188H204ZM206 189H208L207 187H206ZM205 189V190H206ZM213 189V190H212ZM184 190V189H183ZM187 190V189H186ZM193 190V189H192ZM188 191V190H187ZM195 191V190H194ZM210 191V192H211ZM196 192V191H195ZM208 192V191H207ZM7 193V192H6ZM212 193V192H211ZM216 193V192H215ZM2 194V192L0 191V195ZM219 194V193H218ZM228 194V195H229ZM213 195V194H212ZM215 195V194H214ZM217 195V194H216ZM227 195V194H226ZM227 195V196H228ZM20 197H21V195H19ZM19 196H18V198H19ZM220 196V195H219ZM227 196H222V197H224L225 199H227L226 197ZM1 198H0V203H1V200H2V196H0ZM10 197V196H9ZM16 197H17V195H16ZM11 198V197H10ZM24 198V197H23ZM216 198H217V196H216ZM223 198V199H224ZM6 198L4 197V200H5ZM9 199V198H8ZM13 199H15V198H13ZM16 200V199H15ZM14 200V201H15ZM22 200V199H21ZM9 201H10V199H9ZM32 201V200H31ZM219 201H221V200H219ZM225 202H227L226 200H224ZM223 201V202H224ZM217 202V201H216ZM7 203V201L5 202V204ZM16 203V202H15ZM25 203V205H26V201L24 202ZM28 203V202H27ZM218 203V202H217ZM220 204V203H219ZM218 204V205H219ZM224 203H222V205H223ZM227 204V203H226ZM4 205V204H3ZM6 205H8V204H6ZM5 205V206H6ZM24 205V204H23ZM230 205V204H229ZM14 206V205H13ZM29 206H31V204L29 205ZM10 207H11V205H10ZM35 207V206H34ZM219 207V206H218ZM220 207H224V206H221L220 205ZM226 207V206H225ZM224 207V208H225ZM1 208H2V206H1ZM4 208V207H3ZM2 208V210L4 211L5 210V208L3 209ZM7 208H9V207H7ZM30 208V207H29ZM36 208V207H35ZM224 208H222V209H224ZM221 209V210H222ZM12 210V209H11ZM225 210V209H224ZM2 211V212H3ZM45 211V210H44ZM225 211H227V208H226V210ZM229 211V210H228ZM232 211H234V210H232ZM230 212V213H233V212ZM18 212V211H17ZM16 212V213H17ZM27 212H29L28 210H27ZM64 212V211H63ZM4 213V212H3ZM2 213V214H3ZM43 213V212H42ZM45 213V212H44ZM48 214H49V212H47ZM47 213L45 214V215H47ZM50 213H52V212H50ZM69 213V212H68ZM71 213V212H70ZM75 213V212H74ZM228 213V212H227ZM9 215H10V213H8ZM7 213L5 214L6 216L8 215ZM11 214H13L12 212H11ZM38 215V214H37ZM43 215V214H42ZM71 215H73V214H71ZM87 215V214H86ZM238 215V214H237ZM12 216V215H11ZM50 216V215H49ZM68 216V215H67ZM83 216V215H82ZM229 216V215H228ZM232 216V215H231ZM236 216V215H235ZM0 217H1V222H0V264H8V261H10V260H8L7 259V255H5V250H8V249H11V248H13V249H17V250H19V251H17L18 253H16L15 255V258H14V262L16 263V264H89V263H86V262H84V261H80L79 259H76L77 258V256H66L65 258H64V256H63V254L65 253V252H67V250H68V247L67 246H65V245H61L60 247H59V245H58V239H60L59 237H61V235H55L56 233H58V232H56V229L54 228V230H55V234H54V232H53V228L52 227H49L48 225L47 226H43L42 225V222H40V221H38L37 220V218H39V217H37V218H33L32 219V217H29L28 216V219L31 221L30 223H29V228L31 227V230L33 231V232H29V234H33L32 235V237L30 238V237H28V240H27V237L25 238L26 239V241H23V242H19L18 241V239H16V237H18L19 235L21 236V234H23L24 232L23 231H19L18 229V227H16V226H20V225H26V224H24L23 223V221L22 220H20L17 216H12L11 217V219H8V220H6V218L5 217H3L1 214H0ZM26 217H27V215H26ZM55 218L56 219V217L55 216H52V218ZM66 217V216H65ZM74 217V216H73ZM2 218H5V220H2ZM9 218H10V216H9ZM62 218V217H61ZM78 218V217H77ZM82 218H84V217H82ZM235 218V217H234ZM238 218V217H237ZM47 219H48V217H47ZM59 219V218H58ZM41 220V219H40ZM90 220V219H89ZM49 221H51L52 222V220H50L49 219ZM61 221V220H60ZM73 221V220H72ZM92 221H95V220H92ZM98 221V220H97ZM44 222V221H43ZM47 222V221H46ZM55 222V221H54ZM53 222V223H54ZM62 222V221H61ZM78 222V221H77ZM76 222V223H77ZM79 222H81V221H79ZM84 222V221H83ZM238 222H239V220H238ZM95 223V222H94ZM101 223V222H100ZM45 224V223H44ZM47 224V223H46ZM61 224V223H60ZM72 224V223H71ZM88 224V223H87ZM102 224V223H101ZM100 224V225H101ZM62 225V224H61ZM75 225V224H74ZM82 225V224H81ZM83 225H84V223H83ZM82 225V226H83ZM86 225V224H85ZM27 226V225H26ZM67 226V225H66ZM87 226V225H86ZM18 228L17 229V231H16V233H17V235H13V236H11L9 233H8V231H10V229L11 228ZM21 228H22V226H20ZM25 227V226H24ZM68 227V226H67ZM84 227V226H83ZM98 227V226H97ZM101 227H103V225H101ZM100 227V228H101ZM242 227V228H243ZM13 228V229H14ZM20 228V229H21ZM26 228V227H25ZM28 228V227H27ZM69 228V227H68ZM92 229L93 230V228L92 227H89L88 229ZM99 228V227H98ZM13 229H11V230H13ZM23 229V228H22ZM63 229V228H62ZM80 229V228H79ZM78 229V230H79ZM84 229V228H83ZM86 229V228H85ZM87 229V230H88ZM95 229V228H94ZM105 229V228H104ZM27 230H30V229H27ZM58 230V229H57ZM100 230V229H99ZM101 230H102V228H101ZM245 230V231H246ZM68 231V230H67ZM71 231V230H70ZM82 231H85V230H82ZM94 231V230H93ZM97 231H98V229H97ZM104 230H102V232H103ZM107 231V230H106ZM21 232H23V233H21ZM59 232H60V230H59ZM63 232V231H62ZM62 232H60V233H62ZM101 232V235H103V234H107V233H102ZM21 233V234H20ZM67 233V232H66ZM70 233V232H69ZM86 233V232H85ZM97 233V232H96ZM110 233V232H109ZM108 233V234H109ZM73 234V233H72ZM75 234H77V233H75ZM79 234V233H78ZM77 234V235H78ZM27 235V234H26ZM65 235V234H64ZM87 236H88V231H87V234H86ZM91 235V234H90ZM92 235H93V233H92ZM111 235V234H110ZM109 235V236H110ZM14 236H16V237H14ZM25 236V235H24ZM28 236V235H27ZM72 236V235H71ZM74 236V235H73ZM79 236V235H78ZM115 236V235H114ZM114 236H112V237H114ZM120 236V235H119ZM21 237H23V235L21 236ZM67 237V236H66ZM75 237H77V236H75ZM82 237V236H81ZM106 237V235L103 237V239ZM112 237H110V238H112ZM71 238H73V237H71ZM78 238V237H77ZM86 238H88V237H86ZM90 238V237H89ZM88 238V239H89ZM109 238V237H108ZM107 238V239H108ZM109 238V239H110ZM264 238V237H263ZM21 239V238H20ZM70 239V238H69ZM80 239V238H79ZM91 239V238H90ZM94 239V238H93ZM92 239V240H93ZM121 239H123L122 237H121ZM104 240H106V239H104ZM112 240V239H111ZM113 240H115V238H113ZM66 241H68V240H65V242ZM72 241V239L71 240H69V242H71ZM89 241V240H88ZM91 241V240H90ZM101 241H102V243L103 242H106V241H103L102 239H101ZM110 241V240H109ZM119 241V240H118ZM124 241H125V238H124ZM41 242H47V243H49V242H52V244H54V247H52V248H50L49 247V245L47 246V247H49V248H45V249H41L40 248V246H41ZM61 242V241H60ZM59 242V243H60ZM73 242H75L76 243V241H74L73 240ZM92 242V241H91ZM91 242H88V244L90 245V243ZM84 243H85V241H84ZM86 245H87V243H85ZM98 244V243H97ZM100 245H101V243H99ZM108 244V243H107ZM125 244H126V242H125ZM124 244V245H125ZM139 244H141V246H142V243L140 242ZM139 244H136V242H135V245H138V247H140L139 246ZM146 244V243H145ZM40 245V246H39ZM42 245H44L43 243H42ZM68 245V244H67ZM52 246V245H51ZM106 246H108V249H109V247L111 248V245L109 246V244L108 245H106ZM113 246V245H112ZM117 246V245H116ZM119 246V245H118ZM126 246H128V244L126 245ZM147 246H150L151 248L152 247H154V245L153 246H151L150 244H146V247ZM70 247H71V249L72 248H74V243H73V245L71 246V244H70ZM69 247V248H70ZM99 247H101V248H105L106 249V247H102V246H99ZM98 247V249L100 250L101 248H99ZM114 247V246H113ZM112 247V249H114V248H116V247H114L113 248ZM120 247V246H119ZM118 247V248H119ZM129 247V246H128ZM137 247V246H136ZM143 247H144V245H143ZM77 248V247H76ZM75 248V249H76ZM115 249L114 251L116 252L117 250H120V249ZM127 248V247H126ZM141 248V247H140ZM158 249H159V247H157ZM230 248V247H229ZM78 249V248H77ZM107 249V250H108ZM130 249V248H129ZM129 249H126L127 250V253H128V250ZM73 250V249H72ZM98 250V251H99ZM107 250H105V251H107ZM110 250V249H109ZM132 250V249H131ZM135 250H136V248H135ZM148 250H151L152 251V249H148ZM160 250V249H159ZM10 251V250H9ZM16 251V250H15ZM14 251V252H15ZM68 251H70V250H68ZM75 251V253H76V250H74ZM74 251H72V253L74 252ZM124 251V250H123ZM141 251V250H140ZM8 252V251H7ZM19 252H20V254H19ZM100 252V251H99ZM109 253H110V251H108ZM114 252V253H115ZM119 252V253H118ZM126 252V251H125ZM125 252H124V255H126L125 254ZM149 252V251H148ZM13 253V252H12ZM78 253V252H77ZM107 253V252H106ZM113 252L110 254V255H113L114 254ZM121 252L120 251H117V253H115V255L117 254V255H119ZM145 253H146V251H145ZM156 253V252H155ZM19 254V255H18ZM100 254V253H99ZM135 254V255H134ZM13 255V254H12ZM109 255V256H110ZM116 255V256H117ZM137 255H139L138 254V252H137V254H136V251H135V253H130V254H127L126 256H128V258H127V260L129 261V263L130 264H134L135 262V258L137 259V258H140L141 259V257H137ZM115 256V257H116ZM120 256V258H122V256H121V254L119 255ZM136 256V257H135ZM141 256V255H140ZM153 256V255H152ZM156 256V255H155ZM10 257V256H9ZM12 257V256H11ZM79 257V256H78ZM112 257V256H111ZM100 258H104V257H100ZM144 258V257H143ZM145 258H146V256H145ZM155 258V257H154ZM148 259H149V257H148ZM157 260H158V258H156ZM82 260V259H81ZM85 260V259H84ZM104 260H108V259H105L104 258ZM125 261H126V263H128L127 262V260L126 259H124ZM144 260V259H143ZM146 260V259H145ZM153 260V259H152ZM98 261H101V260H98ZM103 261V260H102ZM120 261V262H119ZM117 260L116 259V261H115V259L112 261L113 263H110V264H120L121 262H125V261H123L122 259H120V260ZM149 261V260H148ZM156 261V260H155ZM155 261H154V263H155ZM10 262H12V261H10ZM88 262V261H87ZM94 262V261H93ZM105 262V261H104ZM101 263H103V262H101ZM106 263V262H105ZM142 263H144V262H142ZM147 262H145V264H146ZM164 263V262H163ZM9 264H11V263H9ZM98 264V263H97ZM136 264V263H135ZM139 264V263H138ZM153 264V263H152ZM156 264H158V263H156Z\"/></svg>",
  "mask_w": 264,
  "mask_h": 264
}]
</instances>
